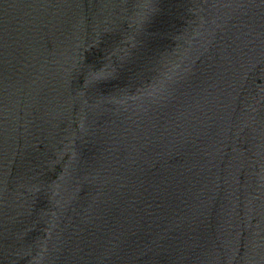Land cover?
<instances>
[{"label":"water","instance_id":"1","mask_svg":"<svg viewBox=\"0 0 264 264\" xmlns=\"http://www.w3.org/2000/svg\"><path fill=\"white\" fill-rule=\"evenodd\" d=\"M0 264H264V0H0Z\"/></svg>","mask_w":264,"mask_h":264}]
</instances>
